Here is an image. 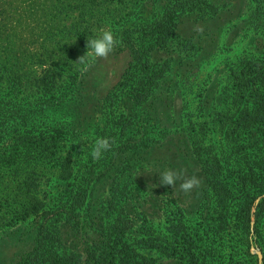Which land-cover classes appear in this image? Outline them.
<instances>
[{
	"label": "trees",
	"instance_id": "obj_1",
	"mask_svg": "<svg viewBox=\"0 0 264 264\" xmlns=\"http://www.w3.org/2000/svg\"><path fill=\"white\" fill-rule=\"evenodd\" d=\"M47 1L56 8L63 3ZM247 3V17L234 25L253 33L256 49L233 62L226 85L220 80L195 85L212 56L200 55L206 51L201 38L179 34L186 19L196 25L221 17V8L211 0H170L160 11H149L139 44L133 41L132 24L121 38L133 45L132 61L119 84L96 102L81 76L61 64L63 56L29 59L16 56L11 47L0 50V183L18 182L33 191L14 209L19 216L15 224L32 221L35 226L33 247L18 264H159L165 259L264 264V0ZM84 30L73 28L69 35L75 38ZM170 47L179 50L177 68L173 57L162 64L154 61V53ZM181 86L187 100L194 91L199 98L194 112L184 108L185 121L178 120L174 107L175 87ZM167 100L176 112L168 125L158 109ZM89 105L95 114L88 113ZM196 114L205 120L193 121ZM57 130L72 152L57 155L52 141L37 140ZM169 133L182 134L188 142L205 183L192 207L166 198L168 226L163 227L145 212L129 216L128 199H123L134 192L131 170L139 156L160 146ZM89 137L93 145L106 137L111 147L93 159L82 150ZM34 143L40 150L29 154ZM40 163L58 171L56 195L45 201L37 194V180L21 174ZM79 237L85 239L83 248Z\"/></svg>",
	"mask_w": 264,
	"mask_h": 264
},
{
	"label": "rangeland",
	"instance_id": "obj_2",
	"mask_svg": "<svg viewBox=\"0 0 264 264\" xmlns=\"http://www.w3.org/2000/svg\"><path fill=\"white\" fill-rule=\"evenodd\" d=\"M168 1L170 0H63V3L56 8L47 0H0V33L4 32L0 38L2 42L0 50L4 52V48L11 47L16 56L29 59H49L57 55L63 56L61 64L67 70H75L81 76L87 95L96 102L98 99H104L119 84L132 61L133 45L121 40L123 34L133 24L131 32L132 37L134 36L133 41L139 44L137 36H144V26L149 21L143 20V18H149V11L152 12L150 15L160 11L162 5ZM211 1L221 8V17L207 24L197 22L196 25L193 19H186L179 33L182 37L193 34L198 40L201 38L206 51L201 52L200 55L212 56L202 66L195 85L199 82L204 84L206 81L215 83L218 80L221 85H226L229 80L228 69L233 65V62L239 56L252 53L256 49L254 40L251 39L253 33L242 28H235L234 25L247 17V0ZM142 9H145V12L141 13ZM242 25L240 23L239 27ZM55 28L63 29V33L57 34L54 31ZM73 28H84L85 30L73 38L72 35H69ZM9 30L11 31L9 36L13 37L10 39V43H5L8 41L6 35ZM45 30H52L51 34L44 33ZM104 30L114 34L116 43L113 50L107 57L84 56L83 61L79 60L86 52L87 38ZM217 43L220 46L216 48ZM167 51L154 53V61L162 64L173 57V65L176 68L179 67L181 60L179 50H173V47H170ZM183 73L180 72V74ZM169 79L171 78H167L165 82L167 83ZM175 89V111L178 113V120L185 121L184 108L186 113L187 110L190 113L194 112L199 98H196V91H194L191 92L187 100L183 86L175 87ZM167 101V103L161 101L158 103L162 121L166 125L169 124L168 118L176 114V112L170 111L171 103L170 100ZM87 110L88 113L95 114L91 105ZM107 110L105 109L104 113ZM192 120L195 122L199 120L197 114L193 116ZM204 120L200 118L199 121ZM92 123L90 120L86 122V125L91 126ZM58 131L45 133L37 140L45 138L52 141L51 151L57 155H66L73 149L68 147L64 140L61 141L64 135ZM181 135L169 133L162 139L161 148L156 146L150 152L148 148L146 153L139 156V163L131 170L133 179L130 189H134V192H131L128 198L124 197L125 199H123V201L128 199L129 216L143 217L141 212H145L146 216L150 217L156 225L162 224L164 227L168 226L166 216L163 214L167 208L165 207L166 198H177L183 207H192L198 203L205 182L199 164L191 154L188 142H185ZM92 139L93 137H89L88 140H85L82 150L91 153ZM36 146V143L31 146L29 154L40 150L36 149ZM39 166L30 168V170L25 169L21 174L37 180V194L41 200L45 201V199L56 195L58 171L50 164L40 163ZM165 168L183 172L175 186L159 183V171ZM191 176L197 177L200 183L185 192L179 185ZM110 188L111 181H105L104 198L109 196ZM135 188L138 189L135 190ZM32 192L18 182H10L8 186H3L0 183V264H18L21 257L33 247L34 222L25 221L15 224L16 218L19 216L14 211L21 207L23 197L27 193L32 194ZM84 240L79 237V248H83ZM254 253L258 252L255 250ZM159 264H177V262L165 259L160 260Z\"/></svg>",
	"mask_w": 264,
	"mask_h": 264
},
{
	"label": "clouds",
	"instance_id": "obj_3",
	"mask_svg": "<svg viewBox=\"0 0 264 264\" xmlns=\"http://www.w3.org/2000/svg\"><path fill=\"white\" fill-rule=\"evenodd\" d=\"M116 40L114 34L111 31H101L99 34L87 38L86 40V52L82 55L79 60L83 61L84 56H95V57H107L108 54L113 50ZM111 147L109 139L97 138L93 145L91 156L93 159H99L103 152ZM183 175V172H177L172 168H165L159 171V183L162 185L175 186L176 181ZM200 181L195 176H191L180 183L179 187L185 191H190L193 186H198Z\"/></svg>",
	"mask_w": 264,
	"mask_h": 264
}]
</instances>
